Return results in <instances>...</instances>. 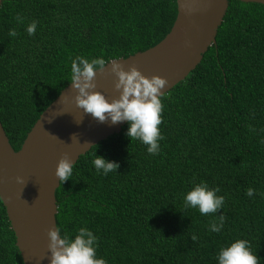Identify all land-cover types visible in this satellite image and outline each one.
Wrapping results in <instances>:
<instances>
[{
	"label": "trees",
	"instance_id": "1",
	"mask_svg": "<svg viewBox=\"0 0 264 264\" xmlns=\"http://www.w3.org/2000/svg\"><path fill=\"white\" fill-rule=\"evenodd\" d=\"M177 14V0H4L0 118L14 149L71 83L73 59L109 62L146 50L165 38ZM216 39L161 96L159 154L131 141L127 122L82 154L57 189L61 234L74 239L80 228L91 230L107 264H218L219 250L236 239L248 240L264 264V4L229 0ZM94 153L118 163L117 172H97ZM201 181L225 197L216 214L185 207V194ZM221 214L222 231H210ZM0 264H24L1 197Z\"/></svg>",
	"mask_w": 264,
	"mask_h": 264
},
{
	"label": "water",
	"instance_id": "2",
	"mask_svg": "<svg viewBox=\"0 0 264 264\" xmlns=\"http://www.w3.org/2000/svg\"><path fill=\"white\" fill-rule=\"evenodd\" d=\"M241 1L264 4V0ZM177 5V18L165 38L146 50L107 62L102 72L97 71V86L92 91L103 93L109 102L119 98L118 77L110 71L114 60L125 71L134 66L148 78H165L168 84L161 90L163 94L186 79L217 43L229 0H177ZM77 92L69 83L42 112L19 150L12 146L0 118V197L24 264H50L48 229L58 227L56 192L61 182L55 172L60 158L67 153L75 164L92 146L119 133L127 123L113 125L110 118L100 123L85 114L76 105ZM17 177L25 183H18Z\"/></svg>",
	"mask_w": 264,
	"mask_h": 264
},
{
	"label": "clouds",
	"instance_id": "3",
	"mask_svg": "<svg viewBox=\"0 0 264 264\" xmlns=\"http://www.w3.org/2000/svg\"><path fill=\"white\" fill-rule=\"evenodd\" d=\"M17 23H24V17L17 15ZM38 22L27 25L26 31L34 35ZM18 35L15 28L8 32L9 37ZM107 62L104 58L89 59L77 56L71 61V84L78 90L75 102L85 114H91L100 123L109 120L111 123L127 121L129 128L126 135L130 140H140L147 146L149 154L157 155L161 151L160 141L164 139L160 125L163 123L164 105L162 103V89L168 81L158 75L151 78L144 76L136 67L125 71L117 61L111 62V73L118 77L115 88L120 92L119 98L111 102L96 88L97 71H103ZM76 136L75 134L72 138ZM87 144V143H84ZM93 164L97 172L107 176L117 172L119 164L108 161L94 153ZM73 161L65 153L58 161L55 175L59 181L69 180L73 175ZM17 182L24 184L22 177ZM219 187L210 188L207 182L195 184L184 196L185 207L198 208L201 215L216 214L225 204V197L217 195ZM254 188H247L246 195L252 197ZM226 217L221 214L210 223L209 230L219 233L224 227ZM50 264H107L103 258L97 257L98 237L87 228H80L75 238L67 234L62 235L58 227L48 229ZM197 240L196 235L191 236ZM218 264H260V258L253 253L250 242L246 239H236L229 245L222 247L217 254Z\"/></svg>",
	"mask_w": 264,
	"mask_h": 264
}]
</instances>
